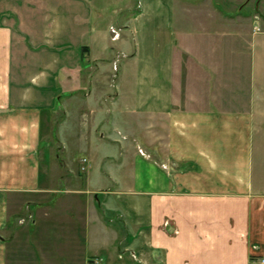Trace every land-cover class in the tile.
I'll return each instance as SVG.
<instances>
[{
	"label": "crops",
	"instance_id": "crops-1",
	"mask_svg": "<svg viewBox=\"0 0 264 264\" xmlns=\"http://www.w3.org/2000/svg\"><path fill=\"white\" fill-rule=\"evenodd\" d=\"M38 1V17L0 12V264H264V95L245 9L255 8L254 35L264 0H82L84 14L79 0ZM93 4L126 6L109 28L121 40L132 29L150 47L151 157H129L121 144L119 167L101 161L94 180L89 155L86 174L71 171L59 187L65 176L43 170L45 113L94 110V93H63L66 78L78 86L100 61L87 43ZM55 45L69 57L47 58ZM139 51L137 42L132 57ZM125 180L141 184L129 198ZM133 247L135 258L122 254Z\"/></svg>",
	"mask_w": 264,
	"mask_h": 264
},
{
	"label": "rangeland",
	"instance_id": "rangeland-1",
	"mask_svg": "<svg viewBox=\"0 0 264 264\" xmlns=\"http://www.w3.org/2000/svg\"><path fill=\"white\" fill-rule=\"evenodd\" d=\"M28 1L27 5H25L22 3L25 0H8V2L0 6V12L5 11V18H8V15H12L16 19V17H20L18 15L19 11L28 8L34 10L29 12L32 16L38 17L41 15L43 10L40 7V2L38 0ZM73 1L76 3L74 5L76 7L77 0ZM8 3H11L10 7ZM82 3L83 1L79 0V9L77 11L84 14ZM90 8L92 16H95V36L87 38V43L90 45L91 55L99 58L100 61L95 63L96 67L92 65L93 70L91 71L89 69L81 70L79 76L81 82L78 86L70 84L71 76L66 78L65 81L69 86H63V93H67L69 96L72 92H76L83 96L92 92L99 100L96 99L94 102V110L90 107L89 110H86V114L83 115L75 114L72 116L68 113L69 116H65L66 111H64V108H60L61 105L58 108L56 106L52 109L49 108L45 113L44 141L41 149L43 170H53L57 175L62 174L65 176L57 182L59 187L71 185L69 184L71 181L69 182L68 179L71 171H77L79 168L78 173L82 176L86 174V170H88L87 168L90 165L89 155H93L91 170L93 171L94 180H97V164L101 161H103V164H101L103 168L119 167L115 159L124 157L121 154V144L126 147L125 152L129 157H136L144 162H150L151 157L150 147L147 145L150 138V131L147 130L150 128L151 121L148 109L150 108V96L152 94L151 70L147 67V63L150 60V52L144 50H150V47H147L146 43L144 45L137 32L134 31V34L131 32L132 29L124 30V36L121 40V38L116 39L112 29L109 28L110 24L117 28L118 24H120L121 14L126 10V6H100L93 4ZM137 9V6H130L128 13L137 14ZM245 9L250 16L247 20L250 27L248 46H250V49L251 47L254 48V42L256 50L260 52L256 58L259 69L257 88L258 92L264 95V5L263 9L261 8L260 10L263 18H260L261 30L254 33V35H252V20L255 8L252 4H249ZM64 11L68 13V10ZM1 16H3V13ZM108 21H111V23H108ZM35 24V29H38V23L35 22ZM79 37H70L68 40L76 41L80 39ZM137 42L140 51L138 56L133 58L131 53L135 50ZM75 47L76 45L71 46L70 49L73 50ZM62 48L63 46L61 45H55L54 48L47 46L45 49L50 51L47 54V58H51L54 53H57L58 57L63 55L69 57L67 53H62ZM121 49H125L129 53L125 55L124 52H121ZM79 53V58H81L82 49ZM260 55L261 57H259ZM35 71L37 70L32 68V72ZM92 78H95L96 83L91 80ZM49 89L52 90V88ZM48 92L50 91L48 90ZM105 95H108V97ZM124 104L127 105V109ZM122 120L128 124H125ZM115 124H118V126ZM131 124L134 126L130 127ZM89 129L90 131H88ZM256 140V145L259 146L258 133L256 134ZM110 154L115 158L109 160L106 156ZM258 155L260 156V153H257ZM84 158L87 160L83 164L82 160ZM105 183L107 184L105 188L109 186V188L115 189L116 187L112 181ZM99 184H102V182H99ZM140 186V183L125 180L120 182L119 190L122 191L124 198H129L131 192ZM142 186L146 187L147 182H142ZM25 210L27 212L23 216L26 217L23 223L31 218L28 206ZM22 220L23 218L18 217L16 218V223L20 224ZM122 252L123 255H131L132 258H135L137 254L134 247L130 251L123 250Z\"/></svg>",
	"mask_w": 264,
	"mask_h": 264
},
{
	"label": "built area",
	"instance_id": "built-area-1",
	"mask_svg": "<svg viewBox=\"0 0 264 264\" xmlns=\"http://www.w3.org/2000/svg\"><path fill=\"white\" fill-rule=\"evenodd\" d=\"M254 30H255V32H258V31L261 30V24H260V17H259V15H255V17H254ZM86 160H87L86 158H84L82 160L83 161V164H84V162ZM83 168H84V166H83ZM261 262L264 263V259H262Z\"/></svg>",
	"mask_w": 264,
	"mask_h": 264
}]
</instances>
